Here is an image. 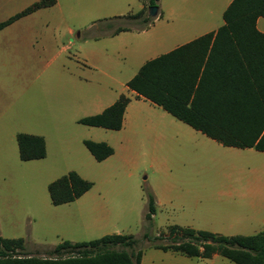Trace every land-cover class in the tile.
<instances>
[{"label": "crops", "instance_id": "1", "mask_svg": "<svg viewBox=\"0 0 264 264\" xmlns=\"http://www.w3.org/2000/svg\"><path fill=\"white\" fill-rule=\"evenodd\" d=\"M141 1L140 10L146 7V2L144 0ZM232 1L159 0L158 14L157 16H152L154 19L148 27L143 28L140 25L143 20L139 18L129 20L133 23L127 26L121 25L111 30L99 31L96 35L97 37L102 34H108V37L103 39V47L98 46L96 41L91 42L87 39L78 44L74 56L65 65L53 64L52 68L56 82L54 94L49 100L45 96L44 98L40 96L33 100L32 96L24 105L20 102L17 103L14 96V66L9 63H0V235L2 237L11 239L23 238L26 248L30 245L55 247L67 239L72 240V242H80L61 233L62 230L57 228L58 223L55 221V216H51V220L46 221L48 213L57 214L61 210L62 205L67 204H53L48 186L52 181L61 177L56 175L49 178L53 174L55 161L60 155L55 156L51 163L50 158L54 148L59 147L60 150L64 144L62 137H60L62 134L60 124L64 117V111H66L64 107H67L68 104L82 109L94 107L96 104L98 107L97 111L91 112L94 115L112 105L121 95H126L130 98L124 112L122 127L116 130L118 136L111 134V138L115 141L94 140L108 143L114 148V153L106 159L98 161L89 151L91 153L89 154L91 155V163L97 161V163L105 165L117 156V148L120 146L121 149L125 150L122 159H126V162L130 161L127 158H131L134 160L135 166L141 165L151 169L155 168L156 171H166L168 166L170 168L169 157L171 156L165 150L170 149V145H174L176 148L192 143L195 146L198 145V147L202 145L204 148L208 143L214 142L223 145L207 136L202 130H198L178 119L162 106L145 97H137V93L128 87V82L147 61L191 43L206 34L212 32L216 34L225 23L224 12ZM56 3L57 0L48 7ZM40 9L26 15H30ZM134 13L116 15V17L126 19L125 16ZM5 27L0 29V32ZM256 27L260 32L264 33V16L257 18ZM120 28L129 29L120 30ZM71 33L74 34L72 31ZM30 37L33 38L35 35H30ZM77 37L81 38L79 35ZM202 52L203 50L200 46L194 45L188 49L187 57L193 62V65H196L201 62ZM207 59L208 55L204 57L199 70L200 76L203 73ZM139 60L141 61L139 62ZM69 65L72 66V69ZM56 66L59 68L58 75L54 73ZM50 67L51 63L34 66L39 71V75L46 73L48 68L52 69ZM64 69L73 70L70 88L66 92L61 89V75ZM96 75L106 77L108 80L100 83L96 81ZM29 82L31 85L32 82H35V79H30ZM206 82L214 85L223 82L221 66H219L218 71L215 68L214 72L210 73L208 78L206 77ZM64 95L67 96L68 100ZM68 101L71 103H68ZM102 101H106V103ZM79 119H77L78 123ZM19 133L42 136L46 144L45 157L22 160L17 139ZM232 148L249 150V153L245 155H255L261 160L263 179L260 176L257 179L262 180L263 188L261 189L260 201H264V151L253 147ZM140 150H142V153ZM134 169L137 170V167ZM129 174L132 175L133 173L130 172ZM229 177H232V175ZM17 180L22 181V195L8 194L7 189ZM151 184L153 186L155 206V213L152 218L158 217L160 213H164L168 209L185 211L189 203H200L207 196L206 191L182 192L178 194L170 189L167 183H164L162 187L157 184ZM232 196H234V193L229 190L219 192L220 199H227ZM143 205H149L148 197L143 201ZM184 216L185 214L180 216V218L172 219L169 226L176 224L223 235H252L264 229V217L261 218L257 215L246 216L239 211L227 216L228 218L226 217V219H229L228 223L203 221L199 212L195 211L191 212L186 218ZM114 233L127 234L122 231H116L111 234ZM48 236H51V238L49 239ZM220 256L222 255L215 253L210 258L187 257L202 261H214ZM143 263L144 256H142L141 260V264Z\"/></svg>", "mask_w": 264, "mask_h": 264}, {"label": "rangeland", "instance_id": "2", "mask_svg": "<svg viewBox=\"0 0 264 264\" xmlns=\"http://www.w3.org/2000/svg\"><path fill=\"white\" fill-rule=\"evenodd\" d=\"M35 1L38 0H0V22ZM141 3V0H57L55 5L20 17L5 27L0 32V63L14 66L16 102L24 105L32 96L33 100L40 96L49 100L54 94L56 82L53 64L65 65L74 56L78 44L87 39L103 47V39L108 34L97 37V33L132 24L116 15L137 12ZM145 16H149L147 7L141 20ZM140 25L144 26V22L141 21ZM30 35L35 37L31 38ZM44 63H51L52 69L48 68L46 73L39 75L34 66ZM69 67L72 69V66ZM58 71L56 66L54 73L58 75ZM72 71H62L63 92L70 88ZM30 79H35L31 85ZM107 80L106 77L96 75V81L100 83ZM65 98L68 100L67 96ZM64 109L66 111L60 124V137L64 144L60 150L55 147L51 154L50 163L55 156H60L49 178L75 170L92 181L93 186L78 199L62 205L57 214L48 213L47 222L51 216H55L61 233L76 241H89L116 231L134 235L138 240L135 250L142 251L143 264H235L222 256L214 261H202L178 252L163 251L156 248L149 237L158 235L162 238L157 239V242H168L163 234L167 232L171 220L184 214L186 218L193 211L199 212L201 220L215 223H228L226 217L238 211L246 216L257 215L263 218L264 201H260L263 184L261 179H257L258 176L263 179V166L257 156L245 155L249 150L225 147L215 142L208 143L205 148L193 143L180 148L170 145V149L165 150L171 156L170 168L168 166L166 171H156L155 168L135 166L131 158H127L130 161L126 162V159H122L125 150L118 146L117 156L105 165L97 161L91 163V153L83 140L115 141L111 134L118 136L116 130L78 123L77 119L97 111L96 104L87 109L68 104ZM130 172L133 174L130 175ZM151 183L159 187L167 183L178 194L206 191L207 196L200 203H189L185 211L168 209L158 217L147 220L145 216L148 206L143 205V201L147 199L146 191H153ZM22 190L21 180L13 182L7 189L10 195H22ZM224 190L233 192L234 196L220 199L219 192ZM53 250L54 247L48 245H30L23 250L17 249L15 254L58 256L56 253L51 254Z\"/></svg>", "mask_w": 264, "mask_h": 264}, {"label": "trees", "instance_id": "3", "mask_svg": "<svg viewBox=\"0 0 264 264\" xmlns=\"http://www.w3.org/2000/svg\"><path fill=\"white\" fill-rule=\"evenodd\" d=\"M144 1L149 11V7L158 5L159 0ZM54 2L38 0L0 22V29ZM146 7L125 18H141ZM259 16H264V0H233L224 12L225 23L216 34H206L147 61L128 82V87L137 93V97H145L162 106L224 146L264 151V33L256 27ZM153 19L145 16L143 28ZM125 29L129 28H120ZM194 45L203 50L201 62L196 65L187 57L188 49ZM206 55L207 63L200 76ZM219 66L223 82L207 84L206 77L215 68L218 71ZM129 101L128 96L121 95L102 112L80 118L79 123L120 129ZM17 139L22 160L45 157L46 144L42 136L19 133ZM84 144L98 161L114 153V148L106 142L86 139ZM92 186V181L72 170L52 181L48 190L52 203L59 205L78 199ZM146 194L149 209L145 218L150 220L155 213L154 193L148 189ZM163 236L168 242H157L162 238L158 235L150 236L149 240L156 248L189 257L210 258L219 253L236 264H264V229L252 235H223L174 224L168 226ZM137 242L134 235L117 233L89 241L65 240L51 253L58 256L37 257L15 254L17 249L26 248L23 238L0 235V264H141L143 253L135 250Z\"/></svg>", "mask_w": 264, "mask_h": 264}, {"label": "water", "instance_id": "4", "mask_svg": "<svg viewBox=\"0 0 264 264\" xmlns=\"http://www.w3.org/2000/svg\"><path fill=\"white\" fill-rule=\"evenodd\" d=\"M158 11H159L158 5L149 7V15L150 16H153V17L157 16Z\"/></svg>", "mask_w": 264, "mask_h": 264}]
</instances>
